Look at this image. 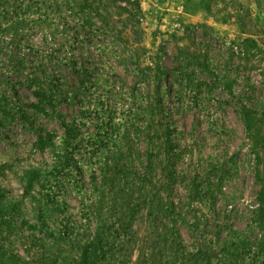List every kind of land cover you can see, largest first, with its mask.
<instances>
[{
  "label": "rangeland",
  "instance_id": "obj_1",
  "mask_svg": "<svg viewBox=\"0 0 264 264\" xmlns=\"http://www.w3.org/2000/svg\"><path fill=\"white\" fill-rule=\"evenodd\" d=\"M46 76L50 115L30 89ZM0 93L25 114L0 127V264H71L99 236L106 264H261L264 0H0ZM74 120L56 204L25 195Z\"/></svg>",
  "mask_w": 264,
  "mask_h": 264
},
{
  "label": "trees",
  "instance_id": "obj_2",
  "mask_svg": "<svg viewBox=\"0 0 264 264\" xmlns=\"http://www.w3.org/2000/svg\"><path fill=\"white\" fill-rule=\"evenodd\" d=\"M75 72L79 75L83 73H88L86 69L84 72L76 67H74ZM54 82L50 80L48 76L45 77L44 82L37 85V88L31 86L32 95L37 99L39 102L38 105H32L37 109V112L44 113L45 115L55 114L56 108L60 101L58 98L54 96L50 88H47L49 83ZM47 85V86H46ZM51 87L53 89H58V85L56 82L52 83ZM246 108V107H244ZM50 109V110H49ZM22 111V110H21ZM17 110L15 112L13 108H11L10 103L8 101L7 94L0 93V127L4 125V122L7 120H14L17 115L21 119L25 118V114ZM242 118L246 129L248 131H252L253 128L256 126L258 119L256 118V114L249 109H243L242 111ZM112 125V124H110ZM112 127V126H107ZM62 129H63V137L61 139V153L57 154V162L52 169V173L50 177H45L42 171L38 169L31 170L27 173V185L25 188V195L30 194L36 185L41 186L43 191V197L45 201L49 204L55 205L56 199L53 196L54 191L49 186L57 185L59 186V176L62 172L66 169H78V161L77 155L80 153L79 148L83 144L81 138V130L78 123L74 120L71 122H62ZM37 134L36 142L34 143V147L40 151L44 152L48 149H55L57 147V134L55 132H41V130L34 132ZM104 143V141L102 142ZM153 163V156L152 154L149 155V164L150 166ZM43 177H45V182L42 181ZM49 187V188H48ZM1 190V188H0ZM45 190V192H44ZM2 195V192L0 193ZM263 198V197H261ZM70 219V218H69ZM40 220L42 227L47 229L48 226L45 222V216L41 212L40 213ZM55 238H59L58 240L64 239L62 234L56 235L51 234ZM262 246V247H261ZM259 249V255L262 256L261 264H264V245H261ZM82 252V251H81ZM114 255L110 246H103V240H101L100 236L97 237L93 242H90L83 248L82 257L79 260H72L71 264H106L109 257Z\"/></svg>",
  "mask_w": 264,
  "mask_h": 264
}]
</instances>
